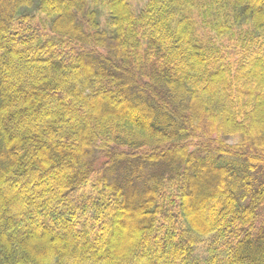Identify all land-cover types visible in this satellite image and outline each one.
Masks as SVG:
<instances>
[{
	"label": "trees",
	"instance_id": "trees-1",
	"mask_svg": "<svg viewBox=\"0 0 264 264\" xmlns=\"http://www.w3.org/2000/svg\"><path fill=\"white\" fill-rule=\"evenodd\" d=\"M0 264H264V0H0Z\"/></svg>",
	"mask_w": 264,
	"mask_h": 264
},
{
	"label": "rangeland",
	"instance_id": "rangeland-1",
	"mask_svg": "<svg viewBox=\"0 0 264 264\" xmlns=\"http://www.w3.org/2000/svg\"><path fill=\"white\" fill-rule=\"evenodd\" d=\"M147 0H130V3L134 9V11L140 10L145 4ZM50 20L46 18L45 15L38 14L36 13V18L33 21V27L35 28H40L43 32L50 33V25H49ZM228 143H235L237 139L235 137H228L227 139ZM103 158H100L98 161V164L102 163ZM92 180H89L84 187L80 188V191L77 192L78 195H82L84 193L91 194L90 192L92 191L91 187ZM125 230H128L127 227H125Z\"/></svg>",
	"mask_w": 264,
	"mask_h": 264
}]
</instances>
